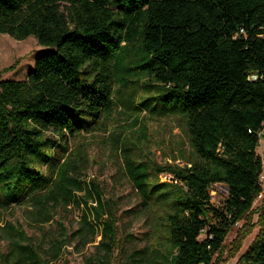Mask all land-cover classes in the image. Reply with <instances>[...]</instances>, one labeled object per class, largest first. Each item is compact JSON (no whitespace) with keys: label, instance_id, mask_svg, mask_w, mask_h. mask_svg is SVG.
Returning a JSON list of instances; mask_svg holds the SVG:
<instances>
[{"label":"trees","instance_id":"1","mask_svg":"<svg viewBox=\"0 0 264 264\" xmlns=\"http://www.w3.org/2000/svg\"><path fill=\"white\" fill-rule=\"evenodd\" d=\"M0 34L34 37L43 48L25 80L0 79V208L32 199L38 220L53 224L58 205L79 207L75 193L83 187L64 157L66 143L115 106L145 110L134 105V92L122 93L140 86L153 95L147 111L183 121L191 155L184 166L155 165L157 176H172L159 182L122 150L142 206L161 208L166 223L164 249L129 260L219 264L214 258L231 229L263 193L264 0H0ZM37 166L57 171V180L50 184ZM218 184L228 191L220 206L211 196ZM93 189L94 222L84 214L71 234L60 223L43 231L47 244L10 226L11 248L0 264H62L72 239L88 245L99 235L108 257L117 243L115 206L99 185ZM262 211L259 239L240 264H264Z\"/></svg>","mask_w":264,"mask_h":264},{"label":"rangeland","instance_id":"2","mask_svg":"<svg viewBox=\"0 0 264 264\" xmlns=\"http://www.w3.org/2000/svg\"><path fill=\"white\" fill-rule=\"evenodd\" d=\"M42 50L34 37L17 40L0 34V79L25 80L35 66L38 53ZM115 90H118V86H115ZM131 92H134L136 97L134 105L145 110L134 112L115 106L102 116L99 123L89 125L78 137H70L65 145L64 157L77 167L72 176L83 187L81 192L75 193L80 206L72 202L66 207L58 205L53 210L55 212L53 224H44L38 220L35 214L36 204L32 199H24L20 205L1 207L0 257L8 254L11 248L12 236L8 229L10 226L24 232L36 244L41 242L47 244L48 238L43 237V231L56 232L60 223L64 224L71 234L81 227L84 214H88V220L94 222L89 209L96 206L93 183L99 185L104 200L112 202L115 206L118 232L116 246L106 257L105 249L99 247L102 240L100 235L95 242L88 245L72 239L63 255L62 264H144L132 262L129 257L145 249L148 252L153 248L164 249L162 244L166 243L165 228L160 226L166 224L161 219L164 215L163 210L152 205L150 213L142 206V197L125 173L122 150L128 148L134 160L145 163L149 167L153 181L158 179L159 182H166L167 178L172 176L168 173L157 176L154 171L155 165L184 166L183 158L191 155L189 142L183 130L184 123L179 118H159L147 111L150 109L147 98L153 95L134 85L130 89L122 90L125 95ZM56 152L60 154L62 150L57 148ZM258 153L264 154V138L260 140ZM37 169L50 180V184L57 180V171L46 166H37ZM261 183L263 193L255 200L253 212L231 229L224 241L223 253L215 256V261L220 258L219 264H240L242 255L259 239L263 227L261 215L264 207V170ZM38 192L45 194L47 190ZM89 192L92 193V197H88ZM35 193H31V198ZM211 196L214 205H223L228 197L227 188L224 185H215L211 190ZM85 198L89 200L88 206L84 205ZM156 226L157 228L160 226L159 231ZM102 227V224L97 225V230L101 232ZM240 243L241 247L238 249ZM140 256H136L135 259H140Z\"/></svg>","mask_w":264,"mask_h":264},{"label":"built area","instance_id":"3","mask_svg":"<svg viewBox=\"0 0 264 264\" xmlns=\"http://www.w3.org/2000/svg\"><path fill=\"white\" fill-rule=\"evenodd\" d=\"M258 137H259V141L261 140V139H263L264 138V125L262 126V128L259 130V132H258ZM261 156V158H262V160H263V163H264V154L263 155H260ZM262 178V177H261ZM168 180H170L171 178H167Z\"/></svg>","mask_w":264,"mask_h":264}]
</instances>
